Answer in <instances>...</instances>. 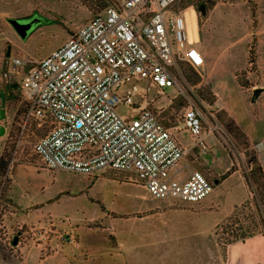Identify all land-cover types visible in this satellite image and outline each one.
<instances>
[{
  "label": "rangeland",
  "instance_id": "1",
  "mask_svg": "<svg viewBox=\"0 0 264 264\" xmlns=\"http://www.w3.org/2000/svg\"><path fill=\"white\" fill-rule=\"evenodd\" d=\"M187 1L186 9L196 16L204 66H180L185 93L152 88L141 103L156 108L168 124L179 123L192 103L203 111L205 129L218 126L214 137L238 172L231 177L234 183L217 185L223 175H208L206 167L199 166L213 190L196 204L153 199L137 181L118 186L106 182L102 171L86 176L42 166L32 145L44 131H22L19 76L9 72L8 65L15 55L27 60L47 56L107 2L0 0V108L5 111L0 120L5 127L0 135V264H92L93 254L86 249L92 244L99 250L109 246L107 251L118 256L105 257L102 264H264L228 257L215 233L222 223L227 228L264 230V221L261 225L257 217L261 212L264 220L263 189L256 174L251 177L254 165L249 161L253 154L264 163V142H249L240 127L230 126V111L243 109L249 120H263L264 93L255 96L252 88L264 86V0ZM10 18L31 19L26 37L15 32ZM116 110L123 116L133 112L123 105ZM44 202L49 204L41 209ZM242 203L236 218L227 222L234 205ZM149 205L160 212L159 220L144 213ZM138 211L142 213L137 217L124 216Z\"/></svg>",
  "mask_w": 264,
  "mask_h": 264
},
{
  "label": "built area",
  "instance_id": "2",
  "mask_svg": "<svg viewBox=\"0 0 264 264\" xmlns=\"http://www.w3.org/2000/svg\"><path fill=\"white\" fill-rule=\"evenodd\" d=\"M106 2L47 56L12 57L22 131H44L32 152L47 170L126 173L155 199L199 203L213 184L199 170L181 176L187 149L177 133L184 130L191 147L205 152L218 126L205 129L206 117L192 103L177 124L141 103L152 88L185 93L180 66H204L198 39L187 32L186 7L182 0ZM118 105L132 114H119Z\"/></svg>",
  "mask_w": 264,
  "mask_h": 264
},
{
  "label": "crops",
  "instance_id": "3",
  "mask_svg": "<svg viewBox=\"0 0 264 264\" xmlns=\"http://www.w3.org/2000/svg\"><path fill=\"white\" fill-rule=\"evenodd\" d=\"M256 32L257 31H254L253 33H256ZM200 49H201V51L204 55V58H205V51L202 48H200ZM254 89H256V88H252V91ZM262 93H264V86L260 87V91L258 93L259 96ZM230 114L232 116V119L242 129V131L244 132V134H245V136L249 142H255L258 139H263V142H264V108H263V114H262L263 120H258L256 122L249 120V118L247 117V114H245V111L243 109L239 110V112L230 111ZM185 135H186V137H184ZM177 137H178L179 141L182 143V145L187 149L186 154H185L184 158L181 160L180 165H179V168L181 171L180 173H181L182 177H184L190 171L197 170V168L199 166L203 165L209 171L208 175L213 174L215 172L218 174L221 173L223 175V177L220 179V181H218L217 185H220L222 183L225 184L226 182H228L229 184L234 183L235 178H231V177L235 173H237L238 170L232 169V165H233L232 159H230L228 157V161L225 160L224 155H222L223 152H221L219 142L214 136L208 135L206 137L205 141H206V147L207 148L205 149V152H202L198 147H191V140L184 130L179 131L177 133ZM258 162H259V160H258ZM260 165H261L263 173H264V163L260 164ZM220 169L223 171H220ZM109 173H111V172H109V171L101 172V175H105V176L109 177V178H107L105 176L103 177L106 182H110V180L115 181L118 186L121 183L134 182L132 177L129 176L128 174H124V173L114 174L113 173L112 174L113 176H109L110 175ZM98 179H99V177L95 175L94 180L97 181ZM142 196L145 198L150 197V196H147L146 194H142ZM151 198H153V197H151ZM158 200H160V199H158ZM169 201L171 202V200H169ZM207 203L208 202H206L204 204L206 205ZM47 204H49V203L44 202V205L41 206V209L47 208L46 207ZM150 208H151L150 205L148 207H146V209H144V213H146L147 215H152L153 218H157L159 220L158 214L160 212L156 211L154 209L151 210ZM150 211H151V213H150ZM140 213H142V211L131 212V213H128L124 216H133V217L135 216V217H137L136 215H138ZM50 215L57 216V214H50ZM156 226L159 227V224H157ZM108 248H109V246L103 247V250H99V247L95 244L87 246L86 249L89 250L91 252V254H93L92 258H90V262L92 264H102L105 257H106V260H108V258L116 257V256H113V254L111 255L107 251ZM158 251H160V250L158 249ZM226 252L228 254V257H231V258L233 257L236 260H240V259H244V258H252V259H257L259 261L264 262V237L260 233H254L251 236L245 238L244 241H237V242H233V243L226 245ZM118 254H119V256L123 255L121 253H118ZM116 258H118V256Z\"/></svg>",
  "mask_w": 264,
  "mask_h": 264
},
{
  "label": "trees",
  "instance_id": "4",
  "mask_svg": "<svg viewBox=\"0 0 264 264\" xmlns=\"http://www.w3.org/2000/svg\"><path fill=\"white\" fill-rule=\"evenodd\" d=\"M188 4H190L189 1L182 0L183 6H187ZM231 125L235 126L237 124L231 120L230 126ZM230 126L228 127L229 129H231ZM237 129H240V128H237ZM242 134L245 136V134L243 132H242ZM245 138H246V136H245ZM1 161L2 160H0V165H1ZM249 161L251 163H253V165H254L252 168V171H251V177H254L253 174H256L255 178L261 181V187L263 189V191H262L263 193L261 194V197H262L261 199H264V173H263L262 167H261L260 163L258 162L257 157L253 154L249 155ZM254 204H255L256 210L258 212L259 209L257 207V203H254ZM241 206H243V203L239 204V205H235L233 207L231 214L226 217L227 222L232 220L233 218L234 219L236 218L238 210ZM257 217L259 218L261 225H263L262 221H264V220H263L262 213L259 212ZM225 226H226V224L222 223L221 225L218 226V228L216 227V232H215L218 235L217 241L220 244H222L224 246V248L226 247V245H228L230 243L237 242V241H244L245 238L251 236L254 233H260L264 237V230H259V231L258 230L257 231L256 230H242L241 228H227V226L226 227ZM219 228L223 229L222 232H220V233L218 232ZM224 234H225V236H223Z\"/></svg>",
  "mask_w": 264,
  "mask_h": 264
},
{
  "label": "water",
  "instance_id": "5",
  "mask_svg": "<svg viewBox=\"0 0 264 264\" xmlns=\"http://www.w3.org/2000/svg\"><path fill=\"white\" fill-rule=\"evenodd\" d=\"M21 19L17 18H10L8 19L9 24L12 26V28L15 30V32L21 37L24 38L27 35L28 30L32 26L31 21H20ZM260 91V88H256L253 90V95H258ZM5 117V111L3 108H0V120H2ZM5 133V127L0 124V135H3ZM12 244H16V238L13 239Z\"/></svg>",
  "mask_w": 264,
  "mask_h": 264
},
{
  "label": "bare ground",
  "instance_id": "6",
  "mask_svg": "<svg viewBox=\"0 0 264 264\" xmlns=\"http://www.w3.org/2000/svg\"><path fill=\"white\" fill-rule=\"evenodd\" d=\"M185 14L187 17V32L191 40H197V25L195 13L189 9H185Z\"/></svg>",
  "mask_w": 264,
  "mask_h": 264
},
{
  "label": "flooded vegetation",
  "instance_id": "7",
  "mask_svg": "<svg viewBox=\"0 0 264 264\" xmlns=\"http://www.w3.org/2000/svg\"><path fill=\"white\" fill-rule=\"evenodd\" d=\"M22 21H31L30 18H24V19H21ZM32 22V21H31ZM33 23V22H32Z\"/></svg>",
  "mask_w": 264,
  "mask_h": 264
}]
</instances>
